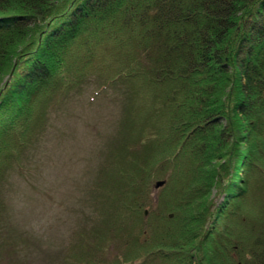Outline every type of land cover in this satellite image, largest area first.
Segmentation results:
<instances>
[{
    "label": "trees",
    "instance_id": "trees-1",
    "mask_svg": "<svg viewBox=\"0 0 264 264\" xmlns=\"http://www.w3.org/2000/svg\"><path fill=\"white\" fill-rule=\"evenodd\" d=\"M91 79L119 122L60 263L264 264V0H0V225L4 181Z\"/></svg>",
    "mask_w": 264,
    "mask_h": 264
},
{
    "label": "rangeland",
    "instance_id": "rangeland-1",
    "mask_svg": "<svg viewBox=\"0 0 264 264\" xmlns=\"http://www.w3.org/2000/svg\"><path fill=\"white\" fill-rule=\"evenodd\" d=\"M96 86L91 79L54 106L38 147L4 181L0 243L7 250L0 264H63L80 231L97 218L94 179L116 134L120 103L112 90L96 93Z\"/></svg>",
    "mask_w": 264,
    "mask_h": 264
},
{
    "label": "water",
    "instance_id": "water-1",
    "mask_svg": "<svg viewBox=\"0 0 264 264\" xmlns=\"http://www.w3.org/2000/svg\"><path fill=\"white\" fill-rule=\"evenodd\" d=\"M161 184H163V181H157L155 185H156V186H159V185H161Z\"/></svg>",
    "mask_w": 264,
    "mask_h": 264
}]
</instances>
